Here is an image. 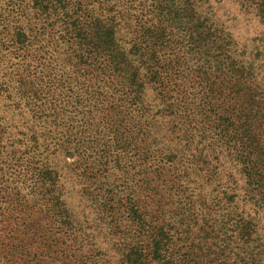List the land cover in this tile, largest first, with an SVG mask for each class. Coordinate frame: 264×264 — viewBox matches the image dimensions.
Listing matches in <instances>:
<instances>
[{
	"label": "trees",
	"instance_id": "obj_1",
	"mask_svg": "<svg viewBox=\"0 0 264 264\" xmlns=\"http://www.w3.org/2000/svg\"><path fill=\"white\" fill-rule=\"evenodd\" d=\"M26 1H31L38 14L37 46L29 50L30 36L20 26L22 13L13 16L15 30L6 35L12 38L10 44L1 46L3 50L12 47L23 60L16 68L17 76H12L33 116L46 123L43 136H56L57 146L67 156H77L79 161L74 159L72 164L79 165L90 182L97 183L98 174L108 171L109 161L114 159V166L137 185L136 192L117 200L114 193L110 195L112 184L98 188L110 195L103 206L111 230H119L125 212L129 218L130 224L121 228L129 241L123 240L118 247L124 249L126 262L197 264L190 262L191 253L183 251L180 242L184 238L182 234L178 237L175 222L180 216V220L188 219L197 203L208 200L203 186H191L193 177L200 175L204 182L214 183L218 172L214 159L192 149L195 131H201L197 147L204 143L208 151L212 148L216 159L225 146L235 153L246 179L247 196L255 205H264V153L258 152L264 146L248 137L253 130L261 134V128L253 126L256 114L250 104L238 101L240 106L246 105L243 109L237 108L233 98L231 103L215 102L207 115L215 121L212 130L199 125L185 98L188 90H183L175 75L181 49L169 0ZM246 2L264 19V0ZM22 20L34 29L30 16ZM124 29L131 30L128 51L119 39ZM196 31L192 27L188 32L200 34L190 45L210 39ZM64 67L70 70L69 84L62 79L67 71ZM77 85L83 92L75 98L71 94ZM145 85L161 101L157 111L144 98ZM72 112L81 116L78 121L70 116ZM93 116L100 126L84 120ZM7 129L0 118V197L9 208V214L4 208L0 218V246L5 243L1 240L10 243L8 254L0 259L6 264H54L57 260L108 264L105 256L86 249L84 234L66 221L68 208L60 197L55 171L39 159L37 132L28 136L31 144L27 147L28 143L13 148ZM162 132L169 142L166 146L157 138ZM222 183L221 198H213L215 206H209L214 211L221 201V264H241L247 250L242 244L250 240L255 223L239 212L237 195H228ZM25 185L31 190L23 194ZM213 189L218 190V185ZM41 200H46L47 208ZM217 230L210 233L220 228ZM211 234L209 249L217 256L219 250L213 243L217 234Z\"/></svg>",
	"mask_w": 264,
	"mask_h": 264
},
{
	"label": "rangeland",
	"instance_id": "obj_2",
	"mask_svg": "<svg viewBox=\"0 0 264 264\" xmlns=\"http://www.w3.org/2000/svg\"><path fill=\"white\" fill-rule=\"evenodd\" d=\"M246 1L169 0V3L173 2L170 4L172 8L170 17L174 19L179 40L178 48L181 49L178 53V71L175 75L183 90H188L185 98L188 106L195 112L194 116L198 119L196 121L210 131L215 121L211 119V115L209 117L207 115L210 114L211 105V109L215 106V102L231 103L230 100L233 98L237 108L240 106L238 101L246 105L249 103L248 107L251 108L252 114H256L253 126L261 128V138L254 130L248 137L254 144L264 146V19L259 11ZM31 5V1L26 0H0V118L8 128L7 133L10 134L13 148H21L24 144L30 143L28 136L33 130L39 135L36 143V149L40 154L39 159L41 163L51 166L55 171L60 197L68 208L65 215L66 221L70 222V226H74L78 233L84 234L88 242L86 249L90 253L93 252L92 254L99 253L98 256L101 258L105 256L109 259L108 264H136V262H126L122 253L124 249L118 248L123 240L129 241L125 239L129 238L128 235L121 231L122 226L130 224L126 212L119 230H111L112 222L105 214L103 200L106 202L107 195L110 196L112 193L115 194L112 195L116 198L115 200L126 198L133 193V190L136 192L137 185L132 180L129 182L126 174L114 166V159H110L108 171L98 174L97 183L87 180L82 175V168L72 164L74 159L79 161V158L74 155L67 156L66 152L57 146L56 136H43L46 123L33 116L30 106L25 104L24 99L17 93L12 75L17 76L16 68L21 66L23 60L19 53L12 51V47L3 50L1 45L10 44L9 41L12 38L8 39L6 35H10L15 30L13 16L22 13L19 17L20 26L30 36L29 50L32 51V48L37 46L35 35L40 24H38V14L32 10ZM28 16L31 17L34 29H30L27 21L22 20ZM192 27L197 29L196 32H202L203 37L208 36L210 39L202 40L197 45H190L194 38L200 37V34L193 36L188 33ZM42 35L43 33L40 34ZM221 36L225 39H221ZM130 37V29H124L119 35L120 44H123L127 51L131 46ZM134 64H136L135 60ZM64 69L67 71L62 79L69 84L70 70L65 67ZM73 87L74 93L71 95L76 98L79 94L81 95L80 91L83 92V89L79 85ZM144 94L146 102L153 106V111H157L159 106H162L150 86L145 85ZM246 105H241L240 108L247 109ZM76 115L72 112L70 116L78 121L81 116ZM66 119L67 117L63 118V120ZM88 119L96 127L100 126L94 116L84 118V120ZM161 129L163 131V128ZM200 132V130L194 132L195 143L200 140ZM162 134L163 132L157 138L160 145L166 146L169 142ZM195 143L192 149L202 151L203 156L207 153L211 159L215 160L213 163L217 165L218 180L214 183L204 182V178L200 175L193 177L191 186L193 188L203 186L205 191L203 190L202 193L208 192V200L202 205L201 202L197 203L194 213L188 219L180 220L182 219L180 216L176 220L178 237L181 238L182 234L185 241L180 242V245L184 246L182 250L191 253L190 262L194 260L197 264H221V201L214 211L209 206H215L212 204L213 198L218 196L219 199L221 198L222 181V184L226 185L225 189H228V195H237V203L242 208H238L239 212H243L247 219L255 223L250 240L242 244V247H246L247 250L244 251L241 264H264V205H255L256 203L251 202L252 200L247 196L246 179L240 165L234 159L235 153L225 146L227 149L224 147L216 159V151L212 148L208 151L204 148V143H201L199 148ZM8 148L11 150L10 146ZM258 152L264 153V149ZM109 184L115 186L114 192L110 195L107 191L103 193L101 189L98 190V188H108ZM184 184L187 185L190 182L185 181ZM18 185L21 186V184ZM217 185L219 193L218 190L213 189ZM25 186L26 188H21L23 194L31 190V187ZM9 188L12 189L11 186ZM40 204L44 206L43 208H47L46 200H41ZM233 206L234 204H230L231 208ZM4 208L9 214V208L0 197V218L5 215ZM182 221L184 223L181 224ZM58 223L61 222L58 221ZM217 225L218 228H216ZM219 228V232L210 233L212 230L218 231ZM210 234H217L213 241L214 246L217 244L215 247L219 250L217 256L209 249L212 243ZM1 243L4 244L0 246V258L8 254L10 245L8 240H1ZM0 264H6V262L0 259ZM54 264H64V262L57 260Z\"/></svg>",
	"mask_w": 264,
	"mask_h": 264
}]
</instances>
